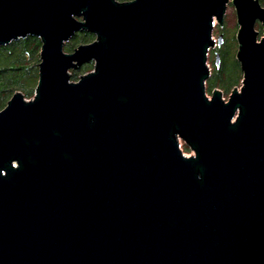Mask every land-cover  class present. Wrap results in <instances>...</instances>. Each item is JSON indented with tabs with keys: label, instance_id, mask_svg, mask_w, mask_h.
<instances>
[{
	"label": "water",
	"instance_id": "1",
	"mask_svg": "<svg viewBox=\"0 0 264 264\" xmlns=\"http://www.w3.org/2000/svg\"><path fill=\"white\" fill-rule=\"evenodd\" d=\"M230 1L243 79L225 100L206 81ZM257 22L260 0H0V46L42 41L34 98L0 110V264H264Z\"/></svg>",
	"mask_w": 264,
	"mask_h": 264
},
{
	"label": "trees",
	"instance_id": "2",
	"mask_svg": "<svg viewBox=\"0 0 264 264\" xmlns=\"http://www.w3.org/2000/svg\"><path fill=\"white\" fill-rule=\"evenodd\" d=\"M95 39V34L86 30L79 31L68 42L66 50L72 51L80 44L92 42ZM41 44L40 37L29 34L0 46V110L7 105L17 90H22L24 95L29 97L34 95L39 79ZM31 47L34 50L31 51ZM219 51L221 54L220 66L215 65L214 71L209 77L208 86L210 90L216 86L229 90L242 79L243 72L240 71L241 65L237 57H231L227 38L224 47H220ZM93 64L94 62L91 61L84 64L79 70H72V79L77 78L80 72L91 68Z\"/></svg>",
	"mask_w": 264,
	"mask_h": 264
},
{
	"label": "rangeland",
	"instance_id": "3",
	"mask_svg": "<svg viewBox=\"0 0 264 264\" xmlns=\"http://www.w3.org/2000/svg\"><path fill=\"white\" fill-rule=\"evenodd\" d=\"M261 3L264 6V2H261ZM223 26L224 27L221 28L220 25L218 24L217 20L215 19L214 29H213V37L217 41L219 34L224 32V34H225L224 42H223V44L220 47H222V46L224 47V44L226 43V38H227L228 47H229V50L231 52V57H234V56L236 57V52L238 50L237 31H238L239 25L237 23V15H236L235 6H234V4L231 1L227 5L226 14H225V23H224ZM255 27L259 31V37H261L264 34V28H263V26L261 25L260 22H257ZM68 42H66V44L64 45V49L65 50H66V45L68 44ZM215 47L220 48L218 45L215 46ZM214 49L215 48H211V50L209 51V54H208V65H209V68L211 69V73L214 71V67H215L216 52H213ZM32 50H34V48L31 47V51ZM40 53H41V51H40ZM220 58H221V56H220ZM220 62H221V60H220ZM94 65L95 64H93V66L91 68H87L86 70L80 72L79 73V76L77 78H75V79H72V80H78L80 78V76H82V75L90 72L91 70H93L94 69ZM77 70H79V69H77ZM240 71H242L241 68H240ZM70 72L72 73V70L71 69H70ZM242 79H243V77H242ZM242 79L238 82V84L230 87L229 90H226L225 88L219 87V86L212 87L211 90H210L209 89V86H208V80H209L208 79L206 81V91H207V95L209 97H212L213 91L215 89H219L222 92L223 98L225 100H227L229 98L230 93L234 89H240L241 88V86H242ZM17 91L23 92L22 90H17ZM34 96H35V93L31 97L25 95V97L27 99H32V98H34ZM181 148L183 149L185 155H188V156L189 155H194V151L184 142V140H181Z\"/></svg>",
	"mask_w": 264,
	"mask_h": 264
},
{
	"label": "flooded vegetation",
	"instance_id": "4",
	"mask_svg": "<svg viewBox=\"0 0 264 264\" xmlns=\"http://www.w3.org/2000/svg\"><path fill=\"white\" fill-rule=\"evenodd\" d=\"M220 27L223 28L224 26H220ZM223 34H224V32H223ZM224 37H225V34H224ZM213 52H216V53L218 52L220 54V51H219V48L218 47H215V49L213 50ZM220 56H221V54H220ZM215 65H216V63H215Z\"/></svg>",
	"mask_w": 264,
	"mask_h": 264
},
{
	"label": "bare ground",
	"instance_id": "5",
	"mask_svg": "<svg viewBox=\"0 0 264 264\" xmlns=\"http://www.w3.org/2000/svg\"><path fill=\"white\" fill-rule=\"evenodd\" d=\"M260 2H261V0H260ZM258 41H259V40H258ZM210 50H211V49H210ZM210 50H209V51H210ZM209 51H208V54H209ZM220 60H221V59H220ZM219 66H220V65H219Z\"/></svg>",
	"mask_w": 264,
	"mask_h": 264
}]
</instances>
